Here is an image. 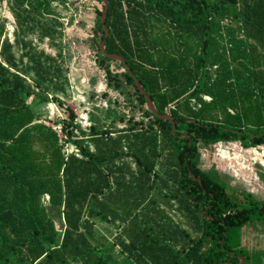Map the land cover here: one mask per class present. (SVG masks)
<instances>
[{"label": "trees", "instance_id": "16d2710c", "mask_svg": "<svg viewBox=\"0 0 264 264\" xmlns=\"http://www.w3.org/2000/svg\"><path fill=\"white\" fill-rule=\"evenodd\" d=\"M51 1L7 0L14 42L0 17V264H249L235 234L264 202L221 181L201 147L264 145V0H107L104 23L103 2L97 62L108 86L134 85L147 120L72 119L67 138L40 118L69 82L62 51L28 38L63 37Z\"/></svg>", "mask_w": 264, "mask_h": 264}, {"label": "rangeland", "instance_id": "374dc122", "mask_svg": "<svg viewBox=\"0 0 264 264\" xmlns=\"http://www.w3.org/2000/svg\"><path fill=\"white\" fill-rule=\"evenodd\" d=\"M51 2L56 15H47L46 18L58 21L57 27L63 32V37H58L57 45L52 46L37 28L29 32L28 38L53 55L61 49L69 82L64 93L56 94L61 103L51 98L50 102L40 107L41 120L53 126L61 138H67L62 130L64 122L72 119L74 124L86 130L91 124L113 128L133 123V120L146 121L134 85L123 79L118 89L108 86L106 72L97 62L99 53L93 39L94 25L96 10H102L104 0ZM0 17L6 21L5 35L14 42L16 24L7 0H0ZM58 42L62 44L59 46ZM15 51L17 56L22 52L17 46ZM111 68L119 72L123 70L117 63H112ZM121 116L124 119H120ZM74 132L80 134L78 129H74ZM64 150L70 153L77 151V148L72 143L65 142ZM201 152L204 166L226 185L238 192H251L264 202V145L245 148L239 142H220L201 147ZM96 226L109 237L110 232L117 231V228L106 222L98 221ZM235 236L241 246L248 250L249 264H264V216L243 225L240 233ZM240 264H245L243 259Z\"/></svg>", "mask_w": 264, "mask_h": 264}, {"label": "water", "instance_id": "95a60500", "mask_svg": "<svg viewBox=\"0 0 264 264\" xmlns=\"http://www.w3.org/2000/svg\"><path fill=\"white\" fill-rule=\"evenodd\" d=\"M104 2H105V5H106V6H105V10H104V12H103V15H102V17H101L103 23L105 22V13H106L107 10H108V1H107V0H104ZM104 28H105V30H106V35H108V28H107V26L104 25ZM104 43H105V41L101 42V44H100V49H101V51H102L103 54H105V55H107V56H109V57H111V58H116V59L122 60L123 62L125 61L124 58H123L121 55H119V54L106 53V52H105V48H104ZM127 68H129V67H127ZM135 78H136V77H135ZM136 84H137L139 90H140V91L146 96V99H147V106H148L153 112H156L155 106H154L152 100L150 99V96L146 93V91H145L144 88L142 87L141 82L139 81L138 78H136ZM160 116H161L162 118H170V120H172V117H171L169 114L160 115ZM243 260H244V259H243ZM244 263H245V261H244Z\"/></svg>", "mask_w": 264, "mask_h": 264}, {"label": "built area", "instance_id": "2783aa9c", "mask_svg": "<svg viewBox=\"0 0 264 264\" xmlns=\"http://www.w3.org/2000/svg\"><path fill=\"white\" fill-rule=\"evenodd\" d=\"M46 198L48 199V196Z\"/></svg>", "mask_w": 264, "mask_h": 264}]
</instances>
